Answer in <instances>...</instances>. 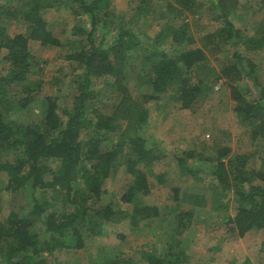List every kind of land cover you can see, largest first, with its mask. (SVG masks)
<instances>
[{
    "label": "trees",
    "instance_id": "1",
    "mask_svg": "<svg viewBox=\"0 0 264 264\" xmlns=\"http://www.w3.org/2000/svg\"><path fill=\"white\" fill-rule=\"evenodd\" d=\"M9 1L0 0V50H6L1 58L5 72L0 74V178L5 177L6 186L0 189V194L8 192L17 200L21 199L20 190L26 189L29 198L25 204H12L7 217L0 220V264H54L56 250L84 248L86 240L97 235L106 223L124 219L137 223L159 214L157 206L138 205L127 211L114 208L113 203L100 204L102 181L120 165L125 166L131 177L120 196L121 203L131 204L135 197L150 189L146 173L137 167L154 157L142 131L149 114L142 103L130 97L123 84L124 68L130 65L131 53L141 51V41L131 28L120 25L109 46L103 48V40L96 43L94 31L104 22L110 0H51L44 4L33 0L23 11L14 10ZM174 1L184 9L193 3ZM57 3H68L75 13H84L89 19L90 28L78 30L85 37L77 42L79 46L75 49L69 47L71 39L62 41V36L47 29L39 14L41 7ZM210 3L223 25L205 34L203 41L215 51L220 49V43L228 45L231 61L222 67L221 76L228 83L235 109L250 125L251 139L264 140V89L257 82L254 63L236 50L242 33L229 18L237 1L210 0ZM20 16L26 23V34L6 35L5 20ZM172 38L183 39V32L175 33ZM29 40L70 50L66 57L81 68L75 80L77 94L73 107L65 111L66 120L58 114L54 96L43 97L35 121L17 124L9 120L12 110H32L41 87L39 81L27 79ZM263 42V35L245 37L243 45L246 49H256ZM150 56L157 61L150 67L153 74L146 79L151 89L146 98L156 99L168 85L176 83L180 106L197 111L207 99L209 87L203 81H191V68L205 60V52L192 48L169 56L153 48ZM148 59L145 56V64ZM106 75L114 77L118 104L110 114L89 117L86 107L94 98L92 79ZM241 82L250 85L256 95L247 98L239 85ZM12 84L18 86V93L10 98L4 91ZM229 153L227 146H221L214 156L202 159L209 163L207 168L221 188L233 191L236 207L232 230L239 235L251 230L264 233V159L262 168L247 169V155ZM190 157H194L193 151L183 152L176 159L186 167ZM53 160L59 161L55 169L48 165ZM172 199L192 207L206 204L204 194L178 188L173 189ZM175 240L164 244L158 253L146 254L145 260L149 264L189 263L178 248L179 240ZM261 247L264 251V243Z\"/></svg>",
    "mask_w": 264,
    "mask_h": 264
},
{
    "label": "rangeland",
    "instance_id": "2",
    "mask_svg": "<svg viewBox=\"0 0 264 264\" xmlns=\"http://www.w3.org/2000/svg\"><path fill=\"white\" fill-rule=\"evenodd\" d=\"M32 1L11 0L8 4L16 11H23L31 6ZM39 1L41 4L52 2ZM236 1L229 14L242 33L236 50L254 63L257 82L264 89V45L256 49H246L243 45L245 37L264 36V0ZM192 2L190 8L184 9L174 0H110L105 9L108 14L94 31L96 43L103 40V48L109 46L120 25L131 28L141 41V51L131 53L130 65L124 68L123 84L130 97L142 103L148 111L142 131L154 157L149 163L137 165L149 180L150 189L146 194L135 197L131 204L120 202V196L131 180L125 166L120 165L102 181L100 204L113 203L114 208L127 211L138 205L157 206L159 214L137 223L129 219L106 223L97 235L86 240L84 248L56 250L54 264H149L144 258L146 254L162 251L164 244L175 239L179 240L178 248L185 253L187 264L264 263L261 249L264 233L251 230L239 235L232 230L231 219L236 207L233 191L221 188L207 168L209 163L202 159L214 156L216 149L227 146L230 156H248L247 169L262 168L264 140L259 137L254 141L251 139L250 125L235 109L228 83L221 76L220 70L231 61L228 45L220 43V49L215 51L203 41L205 34L223 23L216 18L210 0ZM39 14L46 28L62 36V41L71 39L69 47L74 49L79 46L77 42L84 39V34L78 30L90 28L86 14L75 13L68 3L41 7ZM18 18L5 20L6 35L26 34V23L21 16ZM177 32H183V39L173 40L172 36ZM153 48L169 56L192 48H201L205 52V60L191 68V81H203L209 87L207 99L197 111L180 106L176 83L168 85L156 99L146 98L151 92L146 79L153 74L150 67L157 61L150 56ZM27 51L30 66L27 79L39 81L41 87L37 102L31 105L32 110H12L9 120L17 124L35 121L45 96L56 98L57 112L62 120H66L65 111L71 110L77 94L75 80L80 76V66L66 57L70 52L66 48L42 46L38 41L29 40ZM5 54L6 50L1 49L0 74L5 72L1 62ZM145 56L149 57L146 64ZM114 82V77L109 75L92 79L94 98L86 107L89 117L113 111L119 96ZM239 85L247 98L256 95L250 85L243 82ZM4 92L10 98L17 96L18 86L9 85ZM186 151H193L194 157L187 159V166L183 167L176 157ZM58 163L53 160L48 165L55 169ZM45 178H49L48 174ZM5 186L6 179L1 177L0 189ZM174 188L204 194L205 206L192 207L173 200ZM20 191L21 199L17 200L8 192L0 194V220L7 217L12 204L28 201V190Z\"/></svg>",
    "mask_w": 264,
    "mask_h": 264
}]
</instances>
